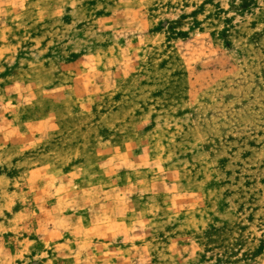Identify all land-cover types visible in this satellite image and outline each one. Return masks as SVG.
I'll use <instances>...</instances> for the list:
<instances>
[{"label":"rangeland","instance_id":"1","mask_svg":"<svg viewBox=\"0 0 264 264\" xmlns=\"http://www.w3.org/2000/svg\"><path fill=\"white\" fill-rule=\"evenodd\" d=\"M0 264H264V0H0Z\"/></svg>","mask_w":264,"mask_h":264}]
</instances>
